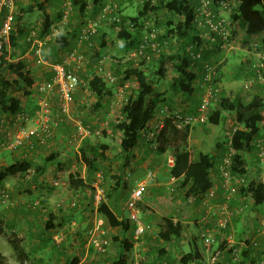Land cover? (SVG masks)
<instances>
[{"label":"trees","instance_id":"trees-1","mask_svg":"<svg viewBox=\"0 0 264 264\" xmlns=\"http://www.w3.org/2000/svg\"><path fill=\"white\" fill-rule=\"evenodd\" d=\"M59 1V7H57L58 10L54 14V19H52L50 13L44 10V5L41 4L29 5L26 7L20 6L19 9L16 11L14 10L15 18L10 35L6 40L3 38L1 39L0 114L13 115V117H15L14 119L18 120L19 117H23L25 114L31 115V112H33L37 106V101L41 95L37 91V86L43 80L36 82L37 80L32 75V71L28 66L31 58H24V51H26L25 49H28L30 46V43L27 41V36L30 34L31 29H35L36 31L38 30L37 34L40 39H45L48 35V39L43 45V47L46 46L48 49L45 48L43 50L46 53L43 57L45 59L47 57L49 61L54 60L52 57L56 55L53 54L52 51L62 49L65 50L61 57L59 55L60 58L57 56L60 60H62L65 52L76 46L79 28L76 23L71 21L73 20L71 17L69 18V25L66 27L63 26L61 31L57 34H53L52 27L62 18L63 15L62 3L64 0ZM208 1L209 4L207 6V10L209 11V15L207 13H201L199 10L203 4L202 0H158L157 4L151 3V0H146L143 5V9L138 11L135 16H130L133 26L137 30V34L140 35L141 32L139 31H141L144 26V17L149 11L158 12L160 9H165L173 16V19H168L166 29L159 35V42H161V40L163 41V39L170 42L171 38L176 37L178 40H182V47L175 53H165L163 49L157 51L156 58L151 57V55L155 54L156 51L147 47L144 49L143 53L137 54V56H132V58L128 60L129 63L126 67L122 64L120 65L119 77H114L113 80H107L103 76H94L88 81V87L97 98V102L92 110L95 111L99 107L103 106L101 101L108 96H112L118 85L125 83L128 79L134 78L138 84L137 89L121 107L122 117L118 119V122L113 124V127L122 134L120 146L126 162L129 161L130 157L135 158L134 149L137 147L139 140H141L143 136L145 137V134L149 133V128L151 127V123H153L156 119L158 110L163 109V104H165V109L168 113L163 119L158 121V123H162V126L156 138L157 145L155 146V151L160 153H164L168 150L172 151L173 163L168 167L169 174L171 177H175L176 180L174 181L177 183L179 182L178 184H180V187L184 189L181 194L183 198L198 199L202 195L205 197L209 196L210 198L211 196L208 194V191L213 185L211 172L215 166L214 157L211 153L202 150L198 151L196 157L192 156L188 140L190 133L194 130H198V126H193L191 122H186L184 118L185 116H196L199 109L202 97L201 94L203 93L199 94L200 97L195 99L189 98L188 96H192L194 94L196 88L193 83H195L196 79L199 77V74L191 69V65L196 62H199L200 64L202 63L205 70L202 72L200 78V83L202 84L199 83V88L201 89V87H203L204 89L207 86L211 87L214 91V97L210 101L209 112L207 113L208 115L205 119L206 121L197 123L203 124L208 122L212 124H219L221 121L226 120L225 113H223L224 110H227V112L230 110L234 113L239 126L233 130L230 138L225 139L224 137H219L213 148H215L216 151L221 152L222 150L233 148L235 153L231 155L233 161L230 163L231 171L233 174L237 175V179L241 178L242 182L248 180L247 183H244L243 185L241 184L238 193L244 198L249 200L251 199L255 205H260L264 203V182H260L256 178L248 179L251 165L248 166L250 169L247 168V165L249 164V155H252L257 160L261 161L258 154L259 147L257 146V142L260 140V144H263L264 146V133L262 134L263 131H261V127H264L263 87L258 90L255 89L253 93H250V95H252L249 99H245L239 94H236L234 97L233 93H230L229 96L225 95L219 85L222 69H214V72L210 75V77H206L207 69L205 65H212V63H208L203 59L210 56V51L207 50L208 47H204L202 50H200V48L204 45L206 40H209V45L213 43L217 44V48L221 47L223 43L231 40L232 33L229 31L226 19L223 16L224 13L221 12V9H228L232 17V22L241 23L243 26L245 38L244 44L247 43V38L264 33V0H238L235 6H231L229 0ZM221 1L228 2V5H223ZM93 4L95 9H89V11H87V1H82L79 8L80 13L97 17L100 10L106 5L103 0H93ZM116 8L117 14L120 18L119 22L114 23L117 27L120 26L119 33L117 35L118 38L122 40L128 49L135 48L136 46L138 47L141 40L140 36H135L130 32L124 24L125 22L122 20L123 16H120L121 13L119 6H116ZM35 9L44 11L43 23L40 26H37L39 29L34 28L36 27L34 25L29 26L26 23L27 19L25 20V16ZM175 17L180 18L174 21V19H176ZM80 19H82V17ZM208 19H211L214 22L217 20H223L225 27L227 26L228 28V37L224 38V35H222L221 32L212 30ZM2 20L3 17L0 20V27L2 25ZM103 21H107V18H104L101 23ZM99 33L97 32L94 36H92L90 41H86V45H90L94 42V38L99 37L100 39V48L93 53V58L97 56L100 57L102 49L107 46L105 41V37L107 36L105 35L106 33L103 32L98 35ZM21 36L25 38V47L23 48L20 46L22 45L20 39ZM211 39L213 40L211 41ZM10 46H12L13 50L9 49ZM256 50L264 55V47H257ZM199 51H201V57L196 56ZM248 51L249 53L243 61L244 65H246L248 69H252L250 71L256 73L258 76V73L264 71V61H262L261 57L258 56V65L252 66V57L254 58L255 56V49L248 47ZM22 52H24V54ZM149 52H151L150 56H148ZM32 57L35 58L36 55ZM137 57L138 59L142 58L140 63H136ZM98 58L95 59L97 60ZM148 59L153 61L152 64L144 66V63ZM167 63H170L177 70V75L168 88L171 92V96H184L188 99V104L183 110L174 109L172 106L167 105L166 101L168 97H165V91L160 92L156 90L158 86V84L156 86V83H159L160 80H164L166 77L168 71ZM8 71L14 72L16 77L13 79L9 78L7 76ZM22 89L24 90L25 96H27L25 106H22V99L16 96V92ZM34 101L35 103L32 108H29L28 104ZM189 104H192V106H189ZM214 104H216L215 107L213 106ZM103 107H105V105ZM67 117L69 116L63 115L61 117L62 119H60L59 125L63 126L64 131H67V135L65 137L62 136L64 142L72 145L71 143L75 144V142L70 141V139L77 128L74 123L72 130H69V126L67 125L68 123H66ZM86 119L90 121L88 117ZM26 122L29 121H20V123ZM11 124L14 126V123ZM83 124L88 126L91 130L94 128L90 123ZM56 130L54 135L46 138L43 142L40 139L31 136L28 141H25L24 144H21L16 148H6L3 145L4 141L2 140L0 142V146L3 148L2 150H9L10 152L15 151L14 153H17L20 150H22L21 153L25 151H33V153L27 157L22 156L10 164L3 167L0 166V193L2 191H6L8 198H10L9 189H6L3 185V182L7 177L15 176L20 178L32 173V180L28 183L32 184V182H34L39 185H43L44 183L43 181L40 182L39 175L48 170L50 165L57 164L58 168L61 169L65 166L59 159V150L61 146L59 141H61V137H56ZM89 138L90 137L86 138V140L83 139L81 141L82 144H79V146L82 149L83 157L89 163L90 167L97 170L98 167H94L92 162L95 163L98 159L95 157L91 158L86 153L87 147H89ZM252 140L254 142H251ZM253 144L257 146V152L254 149V153H251ZM106 146L108 145H101L102 150ZM89 148L94 150L93 147ZM2 150H0V152H2ZM102 150L100 152L97 150L99 152V159H105V155ZM45 151H48L47 156L41 157L42 153ZM38 160H40V162ZM178 179H180V181H177ZM21 184V182L16 183L15 186H21ZM115 184L116 185H111V191L108 193V196L113 194L115 191L118 192V190L123 187V184H120L119 179L115 182ZM69 186L75 191L85 188H91L94 190V187L88 184L86 179L82 178L78 172L70 173ZM92 192L94 193L90 194V199L82 201L79 206L76 207L77 203L75 204L74 202L71 204L72 209L69 210L71 215L75 216V214H79L83 220L82 225H80L78 227V231H76V238H82L83 233L92 225L91 221L88 223L85 221V214L88 210L87 207H91V204H93L92 202L94 201L95 191ZM224 200L222 203L225 202ZM0 203L3 202L0 201ZM28 205L32 208L27 211L28 226L31 230L34 226L40 229L39 236H41V238L38 240L39 244L37 246L45 247L47 244V238H44V234L48 230H53L62 226L65 222L66 215L63 216L58 214L56 211L49 210L46 213V217H44V214L39 211V209L42 208L40 204L33 206L31 203H28ZM113 206L107 201V197H104L98 206L94 205L96 211L100 213L104 219V227L106 230L108 229L107 235L109 232L111 233V240L116 243L120 250L116 259L113 260L111 264H129L130 252L133 248V242L129 236V232L132 230L134 233L135 226L129 218L120 216ZM228 209L230 211V205H228ZM30 218L32 221H29ZM5 219L7 220L6 222L4 220L5 225L14 226L15 229L12 230L17 233L16 222L18 218L7 219V217H5ZM182 230L183 225L181 223H174L172 219L166 218L161 224L158 237L161 240L169 241L172 237L180 236ZM2 231L3 229L0 225V232ZM18 241L19 240L16 237L10 239V243L15 249L18 261L21 262V264H45L42 263L41 260L30 258V252L22 247ZM58 247L57 255H64L67 251L66 244L60 243ZM79 255L80 254L73 253L72 256H65L66 264H79ZM200 258V254H195V251L190 250V252L184 254L181 259L182 264H186L189 260H200ZM27 260H29L30 263H28ZM216 262L217 261H214L212 264H216ZM0 264H6V257L1 252Z\"/></svg>","mask_w":264,"mask_h":264},{"label":"rangeland","instance_id":"rangeland-1","mask_svg":"<svg viewBox=\"0 0 264 264\" xmlns=\"http://www.w3.org/2000/svg\"><path fill=\"white\" fill-rule=\"evenodd\" d=\"M82 1L84 0H69L70 3L68 2L70 6V14L68 17H71V19H73L71 21L76 23L79 30L89 21L98 20L99 16L98 13L97 17L80 13L79 8ZM86 1L88 5L87 11H89V9H95L93 7V0ZM145 1L146 0H103V2L106 4L105 6H109L111 9L119 6L121 13L120 16H123L122 20L123 22H125L124 24L132 34H134L135 36H140V45L142 43L150 42L151 40H153L158 42L159 44L161 43V47L159 46L160 50L163 49L165 53L177 52L182 47V40H178L176 37H174L171 38L170 42L165 41V39L159 42V35L166 29L168 19H173V16L165 9H160L158 12L149 11L144 17V26L141 31H139L141 32L140 35L137 34V30L133 26V22L130 16H135L138 11H141L143 9ZM229 2L231 6H235L238 0H229ZM151 3L157 4L158 0H151ZM37 4L44 5V10L48 13H53V15L58 10V4H56V0H14V10L16 11L20 6L26 7L29 5ZM221 12L224 13L223 16L226 19L229 31L232 33V38L229 42L223 43L219 48H217V44L214 43L208 45L207 50L210 51V56H208L206 59L204 58L203 60L208 63H212L214 69L223 70L219 85L225 95L229 96L230 93H233V97L236 94H239L242 95L245 99H249L252 95H250V93H253L255 89L258 90L261 87H263L264 94V71L258 73L259 75L257 76L256 73L251 72L250 70L252 69H248V67L244 65L243 62L247 57V54L249 53L248 47H251V49H255V56L254 58L252 57V66L258 65V56H260L261 60L264 61L263 53H259L256 50L257 47H264V33L247 38V43L244 44V28L241 23L234 21L232 22V17L228 9H221ZM6 14L7 10L4 9V12L1 11L0 20L2 19V17L4 20ZM81 17L82 19H80ZM69 18L67 25L70 24ZM175 18L176 19H174V21H176L180 17ZM25 20L29 26L34 25L36 26L34 28L39 29V27L37 26H40L43 23L44 11L35 9L25 16ZM119 29L120 26L117 27V25L111 23L109 20L103 21L98 25V33L100 31L98 35L103 32H105L106 34H104L107 35L105 37L107 46L102 49V54L100 57H95H99L97 60L92 56L93 53L100 48L99 37L94 38V42H92L90 45H86L87 42H78V39L76 44V46L82 49L85 56V60L79 72L82 79V85L77 88V90L81 89L82 95H79V97L75 99L74 93V103L71 108L70 114L68 115L69 117H67L66 119V123H68L67 125L69 126L70 131L72 130L74 123H76L77 121H81L82 123H90L94 127L93 134L88 140V146L93 147L94 150H91L89 147H87L86 153L91 158L95 157L96 159H98L95 163L92 162V165L96 168L98 167V169H92V167H90L89 163L83 157L82 149L79 146V144H82V142H75V144L71 143L72 145L64 142L61 136L65 137L67 135V131H64V128L62 126L60 132L61 141H59V143L61 144L59 150V159L65 165L62 169L58 168L57 164L50 165L48 170L39 175L41 176L40 179L44 184L38 185L35 188L30 186L33 185L34 182H32V184L26 182L29 181V179L30 181L32 180V173H29L28 175L26 174L27 176H23L20 178L10 176L6 178L7 180L5 179L6 181L4 180V187L6 189H9L10 191L9 200L0 203V225L3 229V231L0 232V252L5 255L6 264H21V262L18 261L15 249L10 243V239L14 237L19 240L18 243H20L22 247L30 252V258L41 260L42 263L45 264H66L65 256H72L73 253L80 254V256L82 257H86L85 260L79 262L80 264H111V260L117 253V247L115 246L116 243L111 240V233L109 232V234L107 235L108 229L106 230L105 235L109 241V245L105 253H101L90 246V227L83 233L82 238H76V231H78V227L82 225L83 220L79 214H75V216H72L69 212V210L72 209V202H74L75 204L77 203V207L82 201L90 199V194L94 193L92 191L96 192L97 189H101L104 193V197H107V201L112 206L114 205L113 208L116 210V212H118L120 216H125L126 218H128L130 213L126 208V201L135 183L145 179L149 171H153L154 174V180L152 183L159 182L160 180L157 177L158 173L156 172L159 169V164L163 165L161 167L163 173H167L168 171V165L164 161L166 155L164 153L155 151V146L157 145L156 138L162 126V123H158V121L163 119L168 113L165 109V104L163 103V109L158 110L156 119L153 123H151V127L149 128V133H144L147 142H149V144H151V147L153 148L150 151L147 150L148 152H144L143 156H135V158L130 157L129 161L127 162L125 157L123 156V152L120 146L122 134L113 127V124L118 122V119L122 117L121 107L124 105L127 99L132 96L133 93H135L137 89L138 84L134 78L128 79L127 81H125V83L118 85L112 96H108L107 98L103 99L101 102L103 103V106L105 105V107L101 106L95 111L92 110L95 103L97 102V98L88 87V81L96 75L103 76L107 80L110 79V76L113 78L119 77L120 65L122 64L124 67H126V65L129 63L128 60L132 58V56H137V54L139 53L138 48L140 45L131 49L126 48L125 44L117 36L119 33ZM3 39L6 40L8 39V37H5ZM20 39L22 43V45L20 46L23 48L25 47V38L21 36ZM9 49L13 50L12 46H10ZM25 50V54L24 52L22 53L24 54V58H31L29 62L30 64L35 63L38 66V69L43 68L42 70L45 73L46 69L50 70L49 66L36 62L35 58L32 57L35 55L33 52H28L27 49ZM150 55L151 52L148 53V56ZM58 57L53 56L52 58L54 60L50 61H60ZM151 57L156 58L157 51L155 52V54H152ZM141 61L142 58L138 59L137 57L136 63H140ZM152 62L153 61L148 59L144 63V66L151 65ZM45 66L46 69H44ZM167 69L168 71L165 79L160 80L159 83H156V86L158 84L156 90L160 92L165 91V97H168L166 101L167 105L172 106L174 109L183 110L188 104V99H186L184 96L172 97L171 92L168 90L172 81L177 75V70L170 63H167ZM191 69L197 71V73H200V71L203 72L205 70L203 64H200L199 62L192 64ZM7 73V76L11 79L16 77V74L12 71H8ZM46 78V76L42 75L40 80L44 81L46 80ZM199 94H201V90L199 87H197L194 94L188 97L194 99L199 98ZM16 96L20 97L23 102L27 97L25 96L23 89L16 92ZM78 99H81V102H79L80 105L76 106V101L78 102ZM215 105L216 104H214L213 106L215 107ZM208 112L209 109L207 110V113ZM226 112L227 110L223 111V113H225L226 120L221 121L219 124H212L208 122L203 124H192L193 126H198V130L193 131L190 139L191 146L193 147L191 148L193 149V151H196V155L198 153V150L200 149H202L203 151H209V153H211V155H213L214 157V163H218V177L220 179L221 187L225 193L224 203L230 205L232 199L240 195L238 192L241 184L243 185L244 183H247L248 180L242 182L241 178L237 179V175L233 174L231 171L230 162H228L227 159L232 160L231 155L235 153L234 150L229 148L226 150H222L221 152L216 151L215 148H213L219 137H224L225 139L230 138L233 130L237 126H239L238 122L235 119L234 113H232L230 110L227 113ZM207 113L206 115H208ZM87 117L90 119V121L86 119ZM58 127L60 128V125ZM261 131H263V134L264 127H261ZM251 142L254 141L252 140ZM101 145L108 146H106L102 150ZM1 147L2 146H0V150L3 149ZM96 149L99 152L101 150L103 151L105 159H99V152ZM254 149L257 152V146L255 144H253L251 153H254ZM14 152L15 151L10 152L9 150H2V152H0L1 167L16 160V158H14ZM47 153L48 151H45L44 153H42L41 157H46ZM259 156L262 162L253 157L251 166L256 168L252 173L250 171L248 176H250L249 179L256 178L258 181L264 182V156ZM38 161L40 162V160ZM248 166L249 165H247V168L249 169ZM75 172H78L82 178L86 179L88 184L94 187V190H92L91 188L80 189L78 191L73 190L69 186V175L70 173ZM251 175H254L253 178ZM211 176H214L213 171L211 172ZM118 179L120 180V184H123V187L119 189L118 192L115 191L113 194H111L112 196H108V193H110L111 191V185H116L115 182ZM165 179L167 180V176ZM226 180L229 181L227 185L229 186L230 190L234 189V191L231 192L230 198H227L229 190L224 187ZM20 182L22 183L21 186H15L16 183ZM178 183L169 179L168 182H166L164 185H160V187L154 191V193L157 192V201L155 202V199L152 198L153 200H150V204H152V207L147 206L146 208L151 215H156L159 213L164 215L177 216L180 213L181 204L184 203V201H182L181 199L177 200L176 196L178 194H182L184 189L181 188L180 184ZM212 196H214V192ZM146 197L147 196H143L140 202V209L142 208V201L146 199ZM182 199L184 198L182 197ZM28 203H31V205L33 206L40 204L42 208L35 209H39V211L44 214V217H46V213L49 210L56 211L58 212V214L63 216L66 215L65 222L62 224V226L57 227L53 230H48L44 234V238H47V244L45 247L37 246L39 244L38 240H40L41 238V236H39L40 229L34 226L31 230L28 226L27 211L29 209H32L28 205ZM92 203L93 204H91V207H87L88 210L85 214V221L87 223L90 221L93 222L97 217L102 216L96 211L94 207V201ZM239 212L245 213L244 210H240ZM230 213L231 211L228 210L227 212L223 213V215L221 214V216L227 219L226 226L224 228H227L229 225ZM13 215H15L14 219L18 218L16 222L17 233L12 230L15 229L14 226L5 225V222L7 221L5 217L9 219L12 218ZM206 216L212 215H210V212H207ZM144 223L150 225L148 222ZM60 243H64L67 246V251L64 255H57V251L59 248L58 245ZM197 244L199 246L202 245L199 239L197 240ZM27 261L28 263H30L29 260Z\"/></svg>","mask_w":264,"mask_h":264},{"label":"crops","instance_id":"crops-1","mask_svg":"<svg viewBox=\"0 0 264 264\" xmlns=\"http://www.w3.org/2000/svg\"><path fill=\"white\" fill-rule=\"evenodd\" d=\"M58 1L59 0H56V4H58L59 7ZM50 14L52 19H54L55 17L53 13ZM45 48L48 49L45 46L42 48V51ZM64 51L65 50L62 49L52 51V53L56 54L54 55L56 57L59 55L61 57ZM44 54L46 53L43 51V55ZM46 59L48 58L46 57ZM28 66L32 71V75L37 80L36 82L40 81L42 75L46 77L49 76L50 71L46 69V66L48 65L44 67V69H46V73L42 70L43 68L38 69V66L35 63H28ZM198 74L199 77L196 79V82L193 83L195 88L200 86L199 83L202 71H200V73ZM202 89L203 87H201L200 89L201 93H203ZM79 95H82L81 89H78L75 92V99H77ZM79 102H81V99H78V102L76 101V106L80 105ZM34 103L35 101L29 103L28 107L32 108ZM25 104L26 100L24 102L22 101V106H25ZM189 106H192V104H189ZM14 118L15 117H13V115L0 114V142L7 137L8 131L13 130V125L11 123H19V121L15 120ZM61 127L62 126H60V128H57L56 137L61 136ZM192 133L193 132L190 133V137ZM190 137L188 140L189 149L192 152V156L196 157V151H193L192 149L193 147L191 146ZM151 146L152 145L147 142L146 138L142 137L141 140H139L137 147L134 149L135 156H143L144 152H146L147 150L150 151L153 148ZM21 152L22 150L15 153L14 158L17 159L22 156L27 157L31 155V153H33V151H25L23 153ZM207 152L209 153V151ZM164 154L166 155L164 161L169 167L173 163V161H171L170 159L173 153L171 150H168L164 152ZM253 157L254 156L249 155L248 165H251ZM214 164L215 166L212 170L214 176H211L213 180V185L208 191L210 192L209 194H211V192H214V196L210 195L212 197L209 198L208 196L206 198L204 195H202L198 199H182V195L178 194L176 196V199H181L182 201H184V203L181 204L180 213L177 216L164 215L159 213L156 215H151L146 209L147 206L152 207V204H150V200L155 199L154 201H157V192L154 193V191L159 188L160 185H164L166 182H168L169 179L171 180L169 168L167 167V173H163L161 169L163 165L159 164V169L156 172L158 173L157 177L160 181L151 184L150 188L144 194V197H147L142 201L143 203L141 205V213L143 212L141 217L143 219V222H148L150 224V228L139 239L135 238L132 230L129 232V236L133 242V248L130 252L129 264H162V261L164 259L169 261V264H182V256L186 253H189L190 250L195 251V254H200L201 258L200 260H189L188 262H186V264H211L213 259H216V264H264V203L260 205H255L251 199L249 200L240 195L238 197H235L230 202L231 213L229 214L228 227H223L224 229L218 227L217 221L221 216L220 207L222 205L221 203L225 198V193L221 187L220 179L218 177V163ZM250 168L249 169L252 173L256 167L250 166ZM166 176L167 180L165 179ZM251 176L253 178L254 175ZM41 181L42 180L40 179V182ZM177 181H180V179H178ZM26 182L28 183L30 182V180ZM38 185V183H34L30 186L35 188ZM243 204L245 206L247 205V208L244 210L245 213L239 212ZM244 205L242 207H244ZM212 209L216 211V215L211 216L208 219L209 221L207 223L204 217L206 216L207 212ZM14 217L15 215L12 216V218ZM166 218L172 219L174 223L179 222L183 225L181 235L178 237H172L169 241L161 240L158 237V232L161 227V224ZM29 221H32V219L30 218ZM210 225L215 230L214 234L216 239L212 247L210 249H206L203 245L202 234L205 231V228ZM198 239L202 243L201 246L197 244ZM115 246L117 247V253L113 257L111 262L116 259V256L120 252L119 247L117 245ZM85 259L86 257L80 256L79 262H82Z\"/></svg>","mask_w":264,"mask_h":264},{"label":"built area","instance_id":"built-area-1","mask_svg":"<svg viewBox=\"0 0 264 264\" xmlns=\"http://www.w3.org/2000/svg\"><path fill=\"white\" fill-rule=\"evenodd\" d=\"M69 0H64L63 4V15L62 18L52 27L53 34H57L61 31L62 27H66L68 23V16L70 14V6L68 4ZM203 4L199 8L201 13H207L209 15V11L207 10V6L209 4L208 0H202ZM70 3V2H69ZM221 3L225 6L228 5V2ZM4 9L7 10L6 17L2 20V25L0 27V41L2 38L8 37L10 35L13 23H14V0H0V12ZM114 13V14H112ZM104 18L111 21V23L119 22L120 18L117 14L116 8L111 9L109 6H105L100 10L98 20L89 21L86 25L81 27L78 34V42H86L90 41L92 36H94L98 32V25L101 23ZM212 30L219 31L224 35V38L228 37V28L225 27L223 20H217L216 22L208 19ZM38 32L35 29H31L30 34L27 36V41L30 43L29 50L34 51L37 56V62L41 64H46L50 66V75L46 78V80L40 82L37 86V91L41 94L37 101V106L31 112V115L25 114L23 117H19L17 121L19 123H14V128L11 131H8L7 137L3 140V145L6 148H16L17 146L24 144L25 141H28L31 136H34L40 139L42 142L46 140V138L54 135L55 130L59 126L60 119L63 115H69L72 105L74 103V93L77 88L82 85V79L80 76V69L85 60L84 53L82 49L78 46L71 48L70 50L65 52L62 60L50 63L46 61L42 57V49L43 39H39ZM45 39H48V35ZM213 39H211L212 41ZM147 41V40H145ZM209 40H206L204 45L200 48L202 50L204 47H208ZM2 44L0 42V48ZM160 44L156 41L151 40L150 42L142 43L139 46V53H143L145 48H150L154 51L160 50ZM197 57H201V51L196 54ZM207 69V76L214 72V67L212 65H205ZM109 80H113V77L110 76ZM214 97V91L211 87H207L202 99L200 101L199 109L197 111V115L185 116L186 122H191V124H195L197 122L204 121L207 117L206 113L209 109L210 101ZM21 115V114H19ZM18 115V116H19ZM31 120V121H30ZM20 121H29L26 123H20ZM32 123V124H29ZM76 131L71 137L70 141L72 142H81L83 139L91 137L93 134V130H91L88 126L83 124L81 121H77L75 123ZM260 140L257 142V146L259 147L258 152L259 155L264 156V146L260 144ZM233 150V148H231ZM173 158H171V161ZM228 162L232 163L233 161L227 159ZM223 168V167H221ZM227 175V173H226ZM172 180H176L175 177L171 178ZM154 180L153 171H149L146 175V178L138 181L131 189L127 201L126 208L129 210V219L134 224V236L136 239H139L144 235L146 230L150 227V225L145 224L141 217V209L140 202L146 193V191L150 188L152 182ZM229 181L226 180L224 187L229 190V194L227 198L231 197V192L234 189L229 188L227 185ZM210 193V192H209ZM208 193V194H209ZM213 195V192L211 194ZM104 193L101 189H97L94 194V205L98 206L99 203L103 200ZM9 200L8 194L6 191H2L0 193V201L6 202ZM229 205V204H228ZM228 205L226 203H222L220 207V212H227ZM246 206L241 207V210H245ZM210 215H216V211H209ZM211 216H205L204 219L208 223V219ZM227 219L223 216H220L218 219V227L223 228L226 226ZM224 229V228H223ZM215 230L213 227L207 226L205 231L202 234L203 245L206 249H210L215 242ZM89 242L90 246L95 248L97 251L101 253H105L108 249L109 241L106 237V229L104 227V219L102 216L97 217L93 222L89 229ZM215 261L212 260L211 264ZM162 264H168V261L164 259Z\"/></svg>","mask_w":264,"mask_h":264},{"label":"clouds","instance_id":"clouds-1","mask_svg":"<svg viewBox=\"0 0 264 264\" xmlns=\"http://www.w3.org/2000/svg\"><path fill=\"white\" fill-rule=\"evenodd\" d=\"M40 39V38H39ZM47 39H43V45H44V43H45V41H46ZM43 45L41 46V49L43 48ZM30 47V46H29ZM28 50V52H33L34 54H35V52L34 51H30L29 50V48L27 49ZM42 57H43V51H42ZM36 58V62H37V56L35 57ZM44 58V57H43ZM45 59V58H44ZM48 62H50V63H53V62H51V61H49L48 59H46ZM41 64V63H40ZM44 65H46V64H44ZM49 66V65H48ZM213 66V65H212ZM50 67V66H49ZM206 76H207V71H206ZM208 87V86H207ZM207 87H205V91H206V88ZM205 91H204V89H203V94H202V96L204 95V93H205ZM201 99H202V97H201ZM73 106V105H72ZM173 161V160H172ZM172 178V177H171ZM172 180V179H171Z\"/></svg>","mask_w":264,"mask_h":264}]
</instances>
